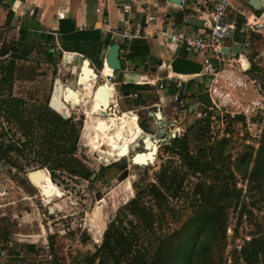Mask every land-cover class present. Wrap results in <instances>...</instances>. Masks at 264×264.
Masks as SVG:
<instances>
[{"label":"rangeland","instance_id":"1","mask_svg":"<svg viewBox=\"0 0 264 264\" xmlns=\"http://www.w3.org/2000/svg\"><path fill=\"white\" fill-rule=\"evenodd\" d=\"M55 47L35 44L24 54L25 59L19 60L16 58L23 53L0 46L1 52L8 54L7 59L0 60V78L5 68L12 66L11 79L2 83L0 79V264H85L102 241L103 234L96 238L93 226L96 211L107 216L109 223L134 198L153 216L159 215L154 238L179 232L178 240L187 243L197 228L188 225L205 215L216 217L222 223L208 261L245 264L240 255L243 244L252 237L264 239V180L257 186L249 177L252 161L264 146V58L256 57L257 51L264 49V41L250 50L251 71L245 75L230 59L224 64L215 63L217 73L185 79L172 75L174 82L166 79L168 64L163 61L134 59L137 72L147 77V83L136 85L138 89L132 92L138 95L135 100L125 98L120 91L119 72H115V114L131 111L138 116V125L144 127L154 145L149 161L145 155L150 149L146 139L140 138L132 151L128 140L126 154L116 159L124 147L106 129L108 116L99 112L100 106L105 111L107 108L97 102V97L92 96L86 104L77 101L76 93L72 99L67 96L71 94H62L69 116L65 121L74 123L79 133L74 154L84 166L83 175L46 162L48 126L38 120L59 84L80 88L77 78L84 59L93 63L91 67L98 75L94 86L103 83L98 61L102 44L96 40L79 47L88 56L78 63L64 60ZM179 52L181 57L186 56L182 50ZM252 79L257 83L252 85ZM177 82L185 84L181 104L173 98L180 91L173 86ZM209 89L217 90L211 110L196 99ZM12 98L24 101L19 108L23 129L17 118L7 115L2 103ZM116 101H112L111 108ZM94 106L100 109L96 114L91 111ZM52 107L50 110L60 116L56 111H62ZM92 118L94 121L88 122ZM183 135L186 140L179 154L170 145L172 138ZM72 145L69 140L58 144L62 151ZM137 154L140 164L133 162ZM162 170L172 184L164 194L168 206L165 210H159L145 193ZM50 208L55 210L52 214Z\"/></svg>","mask_w":264,"mask_h":264},{"label":"trees","instance_id":"2","mask_svg":"<svg viewBox=\"0 0 264 264\" xmlns=\"http://www.w3.org/2000/svg\"><path fill=\"white\" fill-rule=\"evenodd\" d=\"M183 21L184 18H176L177 23H183ZM59 31L61 33L63 31L64 33H72L74 27L66 30L59 29ZM70 41L72 40L70 39ZM49 52L52 51L49 50ZM146 55H149V52L145 44L134 42L131 45L132 60L144 59ZM16 59L23 60L25 56L19 55ZM11 76L12 66H9L1 74V83L9 78L11 79ZM137 89V86L122 85L120 91L127 95ZM2 103L6 108L7 115L17 118L18 124L23 129V119L19 116V108L24 105V101L12 98L10 101ZM51 110L49 107L44 110L38 120L45 121L48 127L50 125L54 127L46 128L44 143L48 144L49 148H47L45 160L65 172L75 171L77 175H83L84 166L74 154L79 138L76 125L65 121ZM139 127L144 131L142 125H139ZM64 140H69L73 145L71 148H65L62 151L58 144L64 142ZM185 140L184 135L180 138H172L170 146L174 149V152L180 154L179 148ZM261 140L264 144V123ZM252 162L253 166L249 177L252 183L258 186L264 180V146L257 152L256 158ZM171 187L172 184L166 171L162 170L156 175V183L151 184L145 193L159 210H165L168 206L164 194L165 191L169 192ZM217 208L219 209V207ZM121 212H123V219H121ZM121 212L108 223L101 244L92 255L86 258L85 264H210L208 258L211 257V245L217 241L218 229L222 223L216 217L205 215L197 222L188 225V228L196 225L197 228L192 233L189 241L185 243L178 240L179 232L170 236H155L156 238H154V226L160 219L159 215L153 216L151 212L141 207L138 198L131 200ZM221 232L224 233L225 231L222 230ZM240 255L245 264H264V239L252 237L243 244Z\"/></svg>","mask_w":264,"mask_h":264},{"label":"crops","instance_id":"3","mask_svg":"<svg viewBox=\"0 0 264 264\" xmlns=\"http://www.w3.org/2000/svg\"><path fill=\"white\" fill-rule=\"evenodd\" d=\"M194 1L196 0L192 2L187 0L186 6L176 7L165 4V0H127L125 3L129 5V12L128 14H123L119 9L121 5L120 0H0V46L7 45L14 51L26 55L35 44H50L52 47L57 46V49L61 51L63 56L64 54H71L72 58H66L67 62L78 63L81 59L88 56L81 51L79 47L98 40V42L102 44V49L98 57L99 63L101 62L102 64L100 71L104 72L108 70L111 72L112 69L109 68L106 61L108 49L114 44L107 33L109 30L119 28L124 19L136 23L141 20L139 18L143 13L148 12V14L157 18L156 21L163 18L164 14L165 18L162 19L164 22L162 29L168 32L171 31V24L174 22L176 23V28L179 30L187 32L197 31V27L187 26L184 22H176V18L178 19V17L184 18L185 21L187 17L195 15ZM209 1L212 2L217 0ZM230 2L231 9L229 10V15L231 17H236L240 21L243 20V17L249 18L251 16H258L261 17L262 20L264 19V7H260L256 10L250 8L251 6L248 1L244 4L234 3L232 0H230ZM170 7L174 9L170 10ZM141 18L143 21L144 18ZM160 25L161 23H158L157 27L160 28ZM70 27H74L72 33H64V31L61 33L59 31V29L66 30ZM154 31V27H149L147 30L148 33ZM70 39L72 41H70ZM261 41H264V34L258 37V43ZM134 42H142L143 45L145 44L149 52V55H146V57L149 59L154 60L153 57L158 58L160 63L163 61V63L168 64V72H171V61L175 57L181 56L179 50L168 47L166 41H164L161 36L147 38L145 40H135L132 44ZM7 57L8 54L0 50V60L7 59ZM86 60L89 61L90 66L93 65L89 59ZM170 72L168 73V77L172 76L170 75L172 72ZM226 72L232 74L231 71ZM141 75L145 76L143 74ZM144 82L147 81L144 80ZM90 84H93L95 90L92 88L86 98L78 96L80 94H77V101L80 100L82 103L87 104V101L91 100V97L94 96L98 85L104 86V90L107 87L106 85H108L104 81L102 84L96 86H94L93 82ZM108 88L109 93L107 94V102L108 104L110 103L109 107L106 111L103 110L104 108L102 106H100V109L103 113H106L107 116L113 117V115H109L108 110L111 107L112 101L117 97V93L115 95L116 90L111 85H109ZM63 89L65 90L64 86ZM72 90L77 91L78 89ZM97 94L95 96L97 97V102L103 105V94L101 90ZM248 97L250 98V96ZM68 102L70 103V101ZM116 103H118V99ZM102 112H99V114L102 115ZM125 114L137 116L135 113L123 111L116 117L120 118L125 116ZM154 118H156V120L159 119L157 115H155ZM128 128L131 132L134 130L137 136H141V133L137 134V132H135H140V130L134 127V125L128 126ZM131 132L129 134L130 137ZM142 134L149 137L144 131ZM131 150L134 149L131 148ZM145 157L147 158L146 155Z\"/></svg>","mask_w":264,"mask_h":264},{"label":"built area","instance_id":"4","mask_svg":"<svg viewBox=\"0 0 264 264\" xmlns=\"http://www.w3.org/2000/svg\"><path fill=\"white\" fill-rule=\"evenodd\" d=\"M126 1L127 0H120L121 5L119 9L123 14H128L129 12V5L125 3ZM190 1L192 2L193 0ZM165 4L173 6L169 4V0H165ZM230 9V0H217L212 2L209 0L194 1L195 15L189 17H196L202 20L203 24L201 27H197V31L192 32L179 30L176 28L175 22L171 24V31L168 32L163 30L162 25L164 22L162 19L165 18L164 14L163 18L158 21H156L157 18L155 16L148 14V12L143 13L139 18L141 20L136 23L124 19L119 28L111 29L107 32L110 36V40L119 45V60L121 67V70L118 71L120 80L119 85H128V82L123 78L125 74L141 75L137 72V67L131 59L132 42L157 36H161L163 40L166 41L168 47L174 50H182L186 55L185 58L201 64L202 72L199 75L192 76H205L217 73L215 63L224 64L230 59L239 65V69L244 75L249 73L251 71V65L248 55L250 50L258 43V37L264 34V19L262 20L261 17L258 16H251L249 18L243 17V20L240 21L236 17H231L229 15ZM141 17L144 18L143 21ZM185 21H183L184 24ZM158 23H161L160 28L157 27ZM149 27H154L155 31L148 33L147 30ZM224 48L229 50V55H226L222 51ZM257 52L259 53L256 56L257 58H264V49H259ZM199 57L200 61L196 60V58ZM122 61L124 62L123 67L121 66ZM113 73L112 76L108 77V81L115 87L118 83L113 81L116 79L115 72L113 71ZM167 79L168 81L176 82L173 76ZM250 83L254 85L257 82L255 79H252ZM182 84L184 83H175V89L180 90ZM136 85L139 84L133 82L132 86ZM159 87L163 89L162 85ZM258 87L260 89L259 85ZM207 92L210 94L212 106L206 108L211 110L213 106H215L213 97L217 90L209 89ZM116 93L118 95V92ZM137 97V93H129L125 96V98H129L130 100H135ZM173 98L174 102L182 103V98L179 97V94H175ZM117 106L116 104L112 106V108L110 107L112 109V115L118 112ZM127 112L133 113L131 111ZM171 136H173V133H171Z\"/></svg>","mask_w":264,"mask_h":264},{"label":"bare ground","instance_id":"5","mask_svg":"<svg viewBox=\"0 0 264 264\" xmlns=\"http://www.w3.org/2000/svg\"><path fill=\"white\" fill-rule=\"evenodd\" d=\"M264 3V2H263ZM263 3L261 2V7L263 5ZM71 55L67 58H70ZM65 60L67 61V59L65 58ZM107 61V60H106ZM108 65V63H107ZM245 66V65H244ZM90 69L93 70V73L97 76L98 78V75L96 74L95 70L89 65L88 66ZM110 68V67H109ZM111 69V68H110ZM170 72V71H169ZM171 73V72H170ZM99 74H101V78L104 82H106L108 85H106L107 87L105 88V91L104 92H107V94L109 93V85H111L112 87H114V85L112 83H110L108 81V77L109 76H112L114 73H113V70L111 72H109L108 70L107 71H102L100 72ZM171 75H176V74H173L171 73ZM178 78H181V79H185V77L187 76H182V75H176ZM144 80L146 81L147 80V77L146 76H142L140 75L139 78H137V80L135 81V83L139 84V85H145L147 82H144ZM91 82H96V77H91L87 72H84L83 75L80 76V79H78V82H77V85L78 86H81L77 91H73L75 92L76 94H80L78 96H81V97H84L86 98V96H88L90 90H92L93 88V84H90ZM102 86V85H101ZM55 89V88H54ZM94 89V88H93ZM115 89V87H114ZM99 92V91H98ZM62 94H64V89H63V85L62 84H59L57 86V90L55 92V97L53 98V105L55 106L56 109L62 111L61 113L57 112L58 114L60 115H65L67 118L69 117L67 115V109H66V106L64 105V102L62 100ZM91 94V93H90ZM106 94V95H107ZM65 95V94H64ZM115 95H116V92H115ZM69 96V98H75V97H72V95H67ZM101 97V96H100ZM89 99V98H88ZM87 99V100H88ZM114 100H117V97L114 99ZM71 103V102H70ZM69 103V104H70ZM118 105V103H117ZM53 108V107H52ZM51 108V109H52ZM110 109V108H109ZM55 111V110H54ZM92 114H96V112L100 111V109L98 110V107L97 106H94L92 108ZM102 115L103 116H107L106 113H103L102 112ZM117 115L114 114L113 117H110L108 116V120L106 123H104L106 125V129L108 130H111L112 132V137L116 138L117 140L120 139V143L122 145V147H124L123 149V152H121L120 155H117V160L118 158L122 157V155H125L126 152H127V141L129 140V134H130V130L128 128V126H131V125H134L136 128H138V130H140L141 132V136H137L134 131L131 132V137H130V141H128L129 143L131 142V148L134 149V147L136 146L135 144V141H137V139H146L145 140V143L147 144V147L148 149L151 150V144L149 142V137H146V135H143V131L142 129L139 127L138 125V118L137 116H132V115H128V114H125V116L123 117H116ZM95 117V116H94ZM110 117V118H109ZM93 118L92 119H89L88 122H92ZM135 144V145H134ZM156 148V147H155ZM132 151V150H131ZM149 154V153H148ZM140 155V154H139ZM137 155L134 159L135 161V164H140V162H137L136 159L138 158ZM151 159V155L149 157V160ZM142 165L146 164L145 162L144 163H141ZM32 176V175H31ZM31 180H32V177H31ZM0 192H2V189L0 188ZM48 204L51 203L50 200H46ZM100 206V205H99ZM98 206V207H99ZM52 211L54 212L55 210L53 208H51ZM98 209V208H97ZM99 210H97L96 212V215L94 217V221H93V226H94V230H95V233H96V238H101L105 228L107 227L108 225V218L107 216L101 214L100 212H98ZM98 241V240H97Z\"/></svg>","mask_w":264,"mask_h":264},{"label":"water","instance_id":"6","mask_svg":"<svg viewBox=\"0 0 264 264\" xmlns=\"http://www.w3.org/2000/svg\"><path fill=\"white\" fill-rule=\"evenodd\" d=\"M246 1H248L249 5L256 10L261 7V0H246ZM169 4L176 6V7H184L187 5V0H169ZM185 24L187 26H191V27H201L203 24V21L199 20L196 17H189L185 21ZM222 51L226 55H229L228 49L224 48ZM70 55L71 54H65L64 58H67ZM71 58H72V56H71ZM153 59L160 63V60L158 58L153 57ZM107 63H108V66L114 72L121 70L120 60H119V45L118 44L114 43L109 47L108 55H107ZM89 65H90V63L86 59H84L82 61V64H81V67L79 70V75H78L77 79H80V76L83 75L84 72H87L91 77L97 78V76L93 73V70L88 67ZM170 70L173 74H176V75L192 76V75H199L202 72V66H201V64L194 62L190 59H187V58L181 57V56H177L170 63ZM139 77H140L139 74H133V75L125 74L123 78L125 81L128 82V85H133V82H135L137 80V78H139ZM183 89H184V84L181 85V88L179 91V97H182ZM100 90L103 94V98H102L103 106H105V108H108L109 104L107 102V99H108L107 95H106L107 92H104L105 90H104L103 86L98 85L93 97H95L96 94L98 93V91H100ZM64 94H71L72 96H74L75 92H73V90L70 87H66L64 90ZM196 99L204 107L209 108L212 106L210 94L207 91L197 95ZM52 106H53V99L51 98L48 107L51 109ZM60 116L64 120L67 118L65 115H60ZM149 141H150V139H149ZM149 152L150 153L148 155H146L147 161H149L150 155H151V157L153 155V152H154V145L153 144H152L151 150ZM137 155H135V157ZM135 157L133 158V162H135L134 161ZM93 176H95V174H93ZM49 213L50 214L53 213L51 208L49 209Z\"/></svg>","mask_w":264,"mask_h":264}]
</instances>
